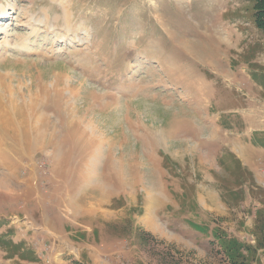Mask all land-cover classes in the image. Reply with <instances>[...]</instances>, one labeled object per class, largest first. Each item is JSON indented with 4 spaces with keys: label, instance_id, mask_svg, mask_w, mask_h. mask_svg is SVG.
Segmentation results:
<instances>
[{
    "label": "rangeland",
    "instance_id": "1",
    "mask_svg": "<svg viewBox=\"0 0 264 264\" xmlns=\"http://www.w3.org/2000/svg\"><path fill=\"white\" fill-rule=\"evenodd\" d=\"M254 13L252 0H0V264H264ZM211 193L217 210L198 207ZM95 200L101 215L82 214Z\"/></svg>",
    "mask_w": 264,
    "mask_h": 264
},
{
    "label": "crops",
    "instance_id": "2",
    "mask_svg": "<svg viewBox=\"0 0 264 264\" xmlns=\"http://www.w3.org/2000/svg\"><path fill=\"white\" fill-rule=\"evenodd\" d=\"M5 76H2L1 74H0V79H2V78H4ZM0 114H2L3 115V118H1V115H0V122H6V121H8L9 120V116H8V111L7 110H2L1 109V107H0ZM211 138V137H210ZM207 140H209V139H207ZM200 144H202L201 143V141H200ZM220 144H222V145H226V146H229V148H230V150L231 151H233L234 152V147H233V143L231 142H228V141H226V140H222V139H219L218 141H216V143H215V145H220ZM203 145H208L207 143H205V140H204V143H203ZM4 148H5V146L4 145H0V155H5V154H7L6 153V151L4 150ZM0 159H1V157H0ZM81 169H79L80 170V172L78 173V176H85V172H83L84 170H87L86 168H85V165H82L81 167H80ZM106 169V168H105ZM76 176H77V171H76ZM87 176H89V175H87ZM106 185L105 186H107V183H105ZM90 187H92L93 189H95V190H99L100 192H103L104 194H103V196H101V197H99L98 199V202H100V203H106L107 204V189H103V188H105V187H100L99 185H93V186H90ZM92 188H90V189H92ZM211 197H212V199L214 200V201H210V202H212V203H208L207 201H205L204 199L200 202V200H198V197H196V204H197V206L199 207V205L201 206V207H203V209H206V210H208V211H213V210H217V205H218V202L215 200V196H214V193H211ZM163 198H160V200H162ZM95 202H96V200L94 201V205L92 206L91 204H90V201H89V204L87 205V207H83L82 209H81V213L82 214H84V213H87L89 216L91 215V214H93V215H101L98 211H99V208L97 209L96 208V205H95ZM173 202H175V201H173ZM215 202V204H213ZM213 204V205H212ZM81 215V214H80ZM149 224H151V222H148Z\"/></svg>",
    "mask_w": 264,
    "mask_h": 264
},
{
    "label": "trees",
    "instance_id": "3",
    "mask_svg": "<svg viewBox=\"0 0 264 264\" xmlns=\"http://www.w3.org/2000/svg\"><path fill=\"white\" fill-rule=\"evenodd\" d=\"M255 10V24L264 32V0H252Z\"/></svg>",
    "mask_w": 264,
    "mask_h": 264
}]
</instances>
